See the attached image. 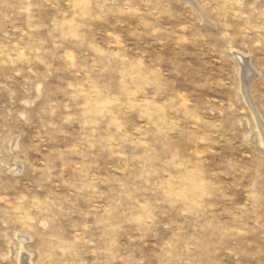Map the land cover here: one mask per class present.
Masks as SVG:
<instances>
[{
    "label": "rangeland",
    "instance_id": "1",
    "mask_svg": "<svg viewBox=\"0 0 264 264\" xmlns=\"http://www.w3.org/2000/svg\"><path fill=\"white\" fill-rule=\"evenodd\" d=\"M256 113L264 0H0V264H264Z\"/></svg>",
    "mask_w": 264,
    "mask_h": 264
},
{
    "label": "bare ground",
    "instance_id": "2",
    "mask_svg": "<svg viewBox=\"0 0 264 264\" xmlns=\"http://www.w3.org/2000/svg\"><path fill=\"white\" fill-rule=\"evenodd\" d=\"M188 2H190L191 4H193V0H187ZM237 55V59L239 60V62L241 61V65H242V67L244 68L243 69V71H245V72H242V73H244V76H246V74H248V73H250L251 72V68H250V66H249V64H248V62H247V58L246 57H244V56H242V55H238V54H236ZM251 73H253V72H251ZM249 75H251V74H249ZM247 77V76H246ZM245 78V77H244ZM246 79V78H245ZM249 79V78H248ZM243 80V79H242ZM251 80V79H250ZM248 83V82H247ZM247 87H246V82H244L243 83V86H242V92H243V95H244V97H246L247 98V96H248V94H247ZM248 100H249V98H248ZM247 102H249V104L251 103L250 102V100L249 101H247ZM251 105V104H250ZM255 112V111H254ZM255 117H256V119H257V122H258V124H259V127H260V129L262 130V131H264V126H263V124H261V122H260V118H259V115L256 113L255 114ZM264 136V135H263ZM263 141H264V139H263ZM264 143V142H263ZM21 254H23L24 255V252H21ZM25 256V255H24ZM21 257H23L22 255H21ZM27 257V256H26ZM23 259V258H22ZM29 259V258H28ZM28 259L26 258V260L24 259V261H23V263H25V262H27L28 261ZM22 263V262H21ZM25 264H27V263H25ZM29 264V263H28Z\"/></svg>",
    "mask_w": 264,
    "mask_h": 264
}]
</instances>
